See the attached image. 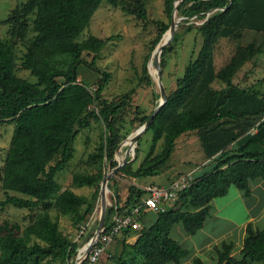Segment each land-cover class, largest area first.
I'll return each instance as SVG.
<instances>
[{
	"label": "trees",
	"instance_id": "1",
	"mask_svg": "<svg viewBox=\"0 0 264 264\" xmlns=\"http://www.w3.org/2000/svg\"><path fill=\"white\" fill-rule=\"evenodd\" d=\"M103 1L124 13L145 17L143 0H25L3 21L11 29L9 40L0 39V123H12L13 132L0 176V187L5 192L0 205L29 210L40 206L42 212L23 229L24 242L17 238L18 225L4 223L0 226V232L7 233L0 264H43L42 258L73 264L97 226L98 218H92L78 238L69 241L60 233L48 211L55 209L69 216L77 236L92 208L85 196L69 189L61 190L55 181L56 173L73 156L76 126L86 128L94 119L103 122L105 134L98 153L92 157L100 161L106 159L113 167L118 165L114 159L116 149L125 139L120 135L119 124L127 115L126 103H110L101 96L107 74L101 72L93 93L77 80V67L85 62L82 53L94 55L88 66L100 72L94 60L112 39L89 36L76 40ZM175 3L176 0H164L169 20ZM176 13L185 19L201 20L197 27L201 47L177 78L175 89L167 94L166 103L145 131L152 134L145 158L132 169L133 161L127 157L119 171L135 180L157 175L170 159L176 140L192 132L198 138L204 158L210 159L211 167L195 175L174 204L163 213H157L151 224H143L144 214H141V227L122 233L121 251L113 259L114 264H179L188 251L171 237L174 225L180 224L185 233L193 235L203 226L213 199L226 195L230 186L248 197L250 181L264 180V98L254 86L240 87L232 81L244 64L264 50V0H182ZM169 26H162L153 41L154 47L163 42L161 39ZM244 30L262 33V42L241 45ZM29 31L33 35L25 42ZM220 38H234L239 43L228 63L216 71L214 49ZM178 39L175 28L169 45L160 53L161 67L163 57L172 52ZM17 43L24 44L25 48L21 68L29 71L36 83L15 74ZM59 55L71 59L67 68L56 67L54 60ZM143 70L146 71L145 65ZM215 80L224 87L214 88ZM145 82L147 86L152 83L149 77ZM150 115L139 118V126ZM159 141L161 150L154 153ZM101 180L100 172L72 175V184L77 187H95ZM144 194L132 183L120 204L113 192L114 204L109 203L106 209L105 226L138 204ZM129 233L137 236L132 244L125 243ZM32 239L36 241L29 244ZM231 250L229 242L222 241L215 246L216 264H264V228L254 231L249 224L245 227L239 260L230 256ZM83 264H89L88 260ZM191 264L203 262L195 258Z\"/></svg>",
	"mask_w": 264,
	"mask_h": 264
},
{
	"label": "rangeland",
	"instance_id": "2",
	"mask_svg": "<svg viewBox=\"0 0 264 264\" xmlns=\"http://www.w3.org/2000/svg\"><path fill=\"white\" fill-rule=\"evenodd\" d=\"M25 0H0V39L7 41L10 39V25L3 21L10 15L11 10L23 3ZM145 17L138 18L136 15L127 14L119 8H113L106 2H101L94 12L89 26L78 36L77 41H82L89 36L98 38L112 37L107 41L94 60V66L98 71L90 68L88 64L93 58L92 53H82L85 61L77 67V80L88 87L96 89L98 80L101 78V72L107 74V81L101 93L104 100L110 103H126L127 115L119 124L120 135L124 136V141L140 127L138 119L142 116L150 115L159 102V88L153 76L156 75L153 64L154 45L153 41L159 34L163 25H170L171 18L167 17L164 11V0H143ZM174 20L178 21L176 32L179 34L178 41L174 44L172 52L163 57V66H160V78L165 88L166 94L175 89L177 78L181 77L185 66L193 61L201 47L202 38L197 30L201 20L190 17L185 19L174 13ZM31 24V22L29 21ZM33 35L32 31L28 32L25 42ZM164 37V35H163ZM163 37L161 42L163 41ZM239 40L234 38H220L214 49V66L219 69L226 64L234 54L235 47ZM242 40L240 41V44ZM169 45V44H167ZM166 45V46H167ZM24 44H16V76L27 80L30 83H36V78L31 76L29 71L21 68V56L24 53ZM264 58L263 56H261ZM56 67L65 69L68 67L71 59L64 55H59L54 60ZM146 67V71L143 67ZM152 83L146 85L148 77ZM264 76V72L260 74ZM213 87L220 89L223 84L220 81L213 83ZM138 109V110H136ZM76 129V136L73 142V156L71 160L61 170L56 173L55 181L60 185L61 190L69 189L77 195L85 196L91 205V210L87 213V219L90 216L97 217L99 220L100 205V184L95 187L82 186L77 187L72 184V175L74 173L95 174L101 173L104 176L110 173L115 167L109 161L103 159L100 161L97 157H92L98 153V148L105 134V127L101 120H90V124L86 128ZM13 132L12 123H0V176L2 172L3 162L7 154L9 142ZM185 142H181L179 137L176 140L175 150L172 152L169 163H173L172 168L177 170L194 169L200 166V170L195 175L202 173L201 165L204 160L202 150L200 148L198 138L195 132L187 133ZM182 136V135H181ZM122 141V142H124ZM121 142V143H122ZM152 143L151 132H144L134 144L133 151H130L129 161L132 169H136L149 151ZM128 145H122L119 153L115 152V161L117 164L122 161L125 150ZM161 150V141L158 142L154 153ZM183 162V163H182ZM53 164V162L51 163ZM117 167V166H116ZM172 169V170H173ZM165 177L158 175L154 178L146 177L138 179L140 182L161 183ZM137 180L124 176L119 170L112 173L107 182V190L105 193L106 209L109 203H112L113 192L118 197L121 204L128 195L129 186ZM230 189H235L231 186ZM10 195H18L26 197L15 192H9ZM230 197V195L228 196ZM5 192L0 187V201L4 200ZM228 199V198H227ZM219 203V202H216ZM98 209V210H97ZM42 212L40 206L29 210L27 208H17L12 205H0V226L6 223L8 226L14 224L19 226L17 238L24 242L22 231L29 225L34 216ZM52 221L56 222L60 233L69 241H73L76 237L75 229L72 226L69 216L62 215L55 209L48 211ZM213 219V218H212ZM210 220L205 231L217 235L225 229H216L211 232L213 220ZM97 220V223H98ZM95 225V224H94ZM93 225V226H94ZM175 227H179L178 230ZM171 236L177 242H181L185 236V232L181 230V225H176ZM93 229V228H92ZM91 229V230H92ZM90 230V231H91ZM7 238L6 232H0V259L3 257L2 243ZM35 239L29 243L31 244ZM122 238L117 237L102 254V257L96 264H114L113 259L118 257L121 251ZM108 261V262H107ZM43 264H66V261L54 260L50 258H42Z\"/></svg>",
	"mask_w": 264,
	"mask_h": 264
},
{
	"label": "crops",
	"instance_id": "3",
	"mask_svg": "<svg viewBox=\"0 0 264 264\" xmlns=\"http://www.w3.org/2000/svg\"><path fill=\"white\" fill-rule=\"evenodd\" d=\"M262 39V33L254 32L251 30H244L242 32L241 45L246 46L249 43L260 44L262 42ZM263 54L264 50L261 53L257 54L251 61L244 64L240 71L234 75L232 81L234 84H239L240 87L254 86V88L264 98V82H259L264 79V76H260V74L264 72V58L261 57L263 56ZM219 69L215 70L218 71ZM216 81L217 80H215L214 82ZM180 137L181 142L186 141L184 134ZM176 145L177 144L175 142V146ZM200 164L206 165L202 168V172L210 170V159L204 158V160H202ZM172 166L173 163L171 164L167 162L160 173L151 177L154 178L158 175H161L165 177L163 180L164 182L154 183L153 181H150L138 183V179H136L137 181L133 184L140 189L147 185H166L171 180L175 179L178 175L185 174L191 171H195V173H197L198 170L201 169L200 166H197L194 169L177 170L176 168L173 169ZM230 187L228 188L226 195L215 198L210 202L209 215L206 218L203 226L195 234L190 235L185 233V236L183 237V240L181 242H177L175 240L178 244H180L188 251L187 256L182 258L179 264H191L192 260L195 258L201 259L203 264H216V253L214 251V247L218 246L222 241L232 243L230 256L239 260L241 258V249L243 245V238L245 235V227L249 224L254 231L262 230L264 228V180L255 179L250 181V195L248 197H245L242 191H240L236 187H234L235 189H230ZM229 195L230 197H228ZM156 214V212L151 210L146 211L142 217L143 224H151L154 221ZM211 219L213 220L211 232L216 231V229L220 228H223L225 230L217 235L206 232L205 226ZM176 225L172 227L171 233ZM175 228L180 230L179 227ZM180 228L181 230H183L182 226ZM123 236L124 235L122 234L118 237L123 238ZM136 238L137 236L135 234L129 233L125 237V243L132 244L134 243ZM250 264L261 263L252 262Z\"/></svg>",
	"mask_w": 264,
	"mask_h": 264
},
{
	"label": "built area",
	"instance_id": "4",
	"mask_svg": "<svg viewBox=\"0 0 264 264\" xmlns=\"http://www.w3.org/2000/svg\"><path fill=\"white\" fill-rule=\"evenodd\" d=\"M88 90L90 93L95 91V89L91 87H88ZM195 174V171H191L179 175L166 185H147L141 188L145 194L138 204L134 205L129 211L126 210L122 217L113 219L108 226H105L104 223L103 228L99 231L97 237L93 241L90 253L86 259L89 264L98 263L102 254L105 252L106 247L115 240V237L121 235L125 231L138 230L141 227V222L139 220L141 214H144L148 210L156 213H163L171 207L176 201L178 194L183 189L190 186L194 181ZM92 218L93 216H90L84 225H81V231L76 236L77 238L84 228L90 224ZM87 242L78 251L73 264L81 263L83 249Z\"/></svg>",
	"mask_w": 264,
	"mask_h": 264
},
{
	"label": "water",
	"instance_id": "5",
	"mask_svg": "<svg viewBox=\"0 0 264 264\" xmlns=\"http://www.w3.org/2000/svg\"><path fill=\"white\" fill-rule=\"evenodd\" d=\"M181 1L182 0H176V3L174 5V9H173V11L171 13L170 26H169L168 30L166 31V33H165V34H167V38L161 44H157L156 45V47L154 49V54H155L154 60L152 62H150V64H153V67L155 69L156 75L153 76V78L156 81V83L158 85V88H159L160 98H159L158 105L153 110V112L151 113V115L148 118V120L142 126H140L133 135L129 136L126 139V140H129V148L126 150L122 161L118 163V165H117V167H115V169H113L110 173H107L104 176V178H103V180H102V182L100 184V193H101L100 194V205H101L100 216H99V220H98V223H97V226L95 228V231H94L93 235L91 236L90 240L87 242L86 246L83 249L82 259H81V263L80 264H83L86 261V259L88 257V254L90 253L93 241L97 237L99 231L104 226L105 215H106L105 193H106V190H107V182L109 180V177L111 176L112 173L118 171L120 169V167L123 166L127 162V157L130 154V151H133L134 144L137 142L138 138L147 130V128L149 127L150 123L152 122V119L155 116V114L166 103L167 94H166L165 88H164V86L162 84V81H161V78H160V59H159V56H160V53L162 51V48L165 47L170 42V40H171V38H172V36H173V34L175 32V28L178 25V21L181 20V18L179 20H174V18H173L174 17V13L176 11V7ZM123 144H124V142L120 143V145L116 149V153H119L120 147Z\"/></svg>",
	"mask_w": 264,
	"mask_h": 264
},
{
	"label": "bare ground",
	"instance_id": "6",
	"mask_svg": "<svg viewBox=\"0 0 264 264\" xmlns=\"http://www.w3.org/2000/svg\"><path fill=\"white\" fill-rule=\"evenodd\" d=\"M167 38V34H165L164 35V37H163V41L165 40ZM125 143H124V145H128L129 146V140H125L124 141ZM126 151V150H125ZM124 156V155H123ZM112 204H114V203H112ZM98 210V209H97Z\"/></svg>",
	"mask_w": 264,
	"mask_h": 264
}]
</instances>
